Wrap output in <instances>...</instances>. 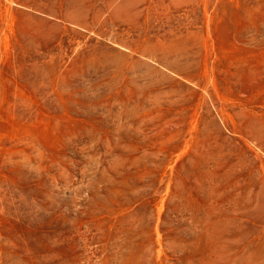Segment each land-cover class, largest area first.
Listing matches in <instances>:
<instances>
[{
  "label": "rangeland",
  "instance_id": "obj_1",
  "mask_svg": "<svg viewBox=\"0 0 264 264\" xmlns=\"http://www.w3.org/2000/svg\"><path fill=\"white\" fill-rule=\"evenodd\" d=\"M0 264H264V0H0Z\"/></svg>",
  "mask_w": 264,
  "mask_h": 264
}]
</instances>
